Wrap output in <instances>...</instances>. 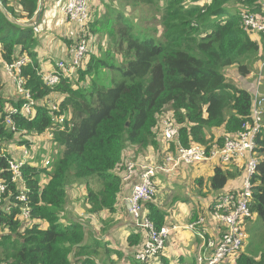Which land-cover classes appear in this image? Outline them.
Masks as SVG:
<instances>
[{"label": "trees", "instance_id": "1", "mask_svg": "<svg viewBox=\"0 0 264 264\" xmlns=\"http://www.w3.org/2000/svg\"><path fill=\"white\" fill-rule=\"evenodd\" d=\"M0 2V65L3 70L21 57L29 59L21 77L34 102L30 114L22 113L29 100L7 99L0 74V175L8 185L0 206V264H98V251L107 257L114 249L102 240L87 243L84 226L66 220L69 190L84 184L89 213L115 212L124 184L120 168L125 152L134 146L159 147L160 118L166 113L179 127V136L165 154L220 143L223 136L215 140L213 129L233 135L250 123L253 93L229 82L226 70L235 66L247 77L253 64L264 60L263 38L253 39L241 20L245 10L260 13L264 21V0H167L164 6L158 0H99L96 9L91 5L88 32L106 36L107 48L98 42L99 54L88 51L87 63L55 86L44 81L34 51L39 40L31 22L40 0ZM129 6L132 12L126 11ZM137 9L154 10L155 16L143 12L138 17ZM152 24L163 29L150 28ZM102 69L109 77L100 75ZM45 133L63 149L50 168L32 163L22 167L32 207L33 221L27 224L19 216V183L11 182L9 166V159L23 153L8 147H30L26 136ZM255 153L259 162L251 179L248 219L254 229L259 223L264 226V126ZM241 173L240 168L220 165L210 186L221 190ZM42 175L47 182L42 183ZM6 205H11L10 212ZM146 210L158 228L166 225V213L154 200L146 203ZM130 242L137 244L139 236L132 235ZM247 245L235 264H264V249L256 258ZM104 260L110 262L101 258L99 263Z\"/></svg>", "mask_w": 264, "mask_h": 264}, {"label": "built area", "instance_id": "2", "mask_svg": "<svg viewBox=\"0 0 264 264\" xmlns=\"http://www.w3.org/2000/svg\"><path fill=\"white\" fill-rule=\"evenodd\" d=\"M90 0H64L63 15L68 22L77 25L75 28V40L68 49L69 59H60L56 63L54 72L43 73V79L49 86L58 85L62 77H73L76 70L84 63L87 55L88 46V23L90 21ZM1 4V2H0ZM264 8V3H263ZM242 26L246 31L260 32L264 35V21L252 12H241ZM248 31V32H249ZM29 59L21 57L13 64H5V70L9 78L16 86L18 93L27 98L21 109L22 113L30 114L34 109L29 91L25 89V82L21 77V68ZM264 66V64H263ZM262 69L260 70L257 89L253 96V106L251 113V122L244 123L239 132L235 134H225L220 143L213 142L209 146L192 145L190 147H179L176 152L165 154L163 159L156 156L157 161L150 163H135L125 161L120 168V173L124 182H129L138 175L140 178L133 185L131 196L127 197L128 209L133 216L136 226L144 233V241L135 251V259L141 263H149L156 260L164 253L166 240L172 230H177L182 226L174 224L172 226H163L158 228L155 222L151 220L146 211V203L154 200L157 191L156 177L159 173H171L182 165L198 164L210 159H218L219 164L226 166L235 159L245 158L246 166L242 178V186L237 191L224 192L214 204V216L224 223V230L221 234L219 244L215 245L208 240V228L204 218H198L196 221L185 226V229L195 231L198 237L207 240L206 248L198 257V264H224L232 256H235L243 250L245 242V225L252 216L250 211V202L252 198V177L256 172L259 158L256 156V139L264 126V97L259 95V85L262 78ZM15 128L13 127V130ZM159 136L161 141H175L179 136V127L175 124L171 114L166 113L160 118ZM172 143H170L171 146ZM21 158L9 159L10 170L13 173L11 182H17L18 192L15 196L19 216L24 223L31 224L32 207L30 205L29 189L24 183L22 167L25 164L35 163V158L24 147ZM51 161L47 159L45 165L48 166ZM8 185L0 175V206L4 200V194L7 192ZM6 211H11V205H6Z\"/></svg>", "mask_w": 264, "mask_h": 264}, {"label": "crops", "instance_id": "3", "mask_svg": "<svg viewBox=\"0 0 264 264\" xmlns=\"http://www.w3.org/2000/svg\"><path fill=\"white\" fill-rule=\"evenodd\" d=\"M63 3L64 0H60L61 6H59L58 0H45L44 13L40 20V24L36 28V36L38 37L40 46L44 51H47V53L51 52L52 54H55L56 52L60 51L61 48V52L64 51V48L61 47V43L59 44L58 39H56V42H51L50 37L47 35V33H49L52 29H55L56 31L62 33L64 36L61 35V38L63 39H73L74 41L76 37V34L74 32L77 25L68 22L64 17L62 10ZM56 7L57 11L55 14L54 11ZM51 18H53L55 21L56 18H58V22L62 23V26H54L53 24V26L50 28L48 21L51 20ZM27 20L28 19H24V21ZM66 42L67 41H64V43L68 46L69 44L68 42ZM70 45L68 46V49ZM67 51L65 57L67 56ZM49 54L45 56V60L42 59V61L40 62L41 68L43 65V68L46 69L45 71L42 70V73L54 72L56 69L53 63V67H51V65H49L48 63H45L47 58L49 57L52 60V56H49ZM42 58H44V56H42ZM263 64V60L258 61L257 63L255 62L252 66L251 75L249 77L239 76L238 72H236V77L233 76L232 78H229L227 72L234 73V71L237 70V67L234 66L228 68L226 70L227 79L229 82L236 84L238 87H243L247 88L248 90H251V92L254 94L258 85L257 81L255 80V72H258L261 69L264 71ZM3 79L4 83L7 82L9 84L11 82L7 81L11 80L8 76L3 77ZM14 87L16 90L15 84ZM259 95H262V97H264V73L262 74L261 83L259 85ZM213 133L215 135V140L225 135L223 129H213ZM48 137H50L49 133L42 134L35 138V143L31 144H37L40 145L42 148H47L49 147L47 140ZM170 143L171 142H169V144ZM21 154L22 150H20V155ZM164 156L165 153L160 156V159H163ZM218 166H220L218 159H210L207 161L200 162L198 164L182 165L171 173H159L156 177V184L158 183L157 188L160 191V195L158 199L154 201L166 213L165 226H172L174 224H179L182 226L177 230L171 231L166 242V245L167 243L168 245L166 246V250L164 251V253L159 258L160 263L158 264H198V257L206 249L204 248V245H206L207 240L205 241L204 239L198 237L195 231L187 228L185 229L186 225L196 221L198 218H204L205 220L206 226L208 228L206 238H208V240H210L215 245L219 244L221 240V234L224 230V223L214 216V204L216 203V199L222 193L227 191H237L241 188L243 173L246 166V159L238 158L232 161L231 163L227 164L225 166L226 168H240L242 173L239 177L235 179H230L223 189L214 190L210 186V178L215 174V170ZM138 175H140V170H138ZM138 175L134 176L131 181L124 182L122 192L118 195L115 212L110 213L108 211H101L96 213L95 215H92V213H90L91 217H101L106 215L112 219L117 218L118 220L119 218L118 223L121 226L120 232H114L118 234V239L122 238L123 240L119 242L117 239L116 241L111 243L108 239H105L104 242H106L108 246L114 249L107 257L103 255L104 258H108L110 260V262L108 261L107 264H111V261H113V264H119V261L123 258H128L134 264H143L141 262H138L135 259L134 255L135 251L141 246L144 241V233L139 230L136 226V222L128 209L127 202V197L131 196L133 185L140 178ZM160 182L162 185H165L161 188V190ZM79 187L77 186L74 189L75 191L73 190V202L77 200L78 197H82L83 195V190H81ZM72 201L71 204H73L72 207L74 208L75 204H77L78 202L76 201L75 203H73ZM68 204L70 205V201L68 202ZM85 206H87L88 208L89 204L86 203ZM252 219L255 220L256 218L252 217ZM248 223L251 224L252 221L250 222V220H248L246 222L245 231L251 228L250 227L247 229ZM132 235L133 237L137 235L139 236V242L137 244L130 242V237ZM237 258L238 254L232 256L224 264H235ZM104 263L105 260L103 264Z\"/></svg>", "mask_w": 264, "mask_h": 264}, {"label": "rangeland", "instance_id": "4", "mask_svg": "<svg viewBox=\"0 0 264 264\" xmlns=\"http://www.w3.org/2000/svg\"><path fill=\"white\" fill-rule=\"evenodd\" d=\"M166 1L167 0H158L160 6H164ZM11 2L13 4L16 3L15 0H11ZM91 3H90V11H91V5H92L93 9L97 8V5H99V0H92ZM58 4H59V6H61L60 0H58ZM117 4H119L118 1H117ZM125 9H126L127 12H132L133 11L132 7H130V6L126 7ZM56 11H57V7L55 8V11H54L55 14H56ZM143 12H144L145 15L150 16L151 18H153V15L155 13L154 10L147 11V9L146 10H144V9H139L138 10L137 9V10H135L134 13L135 14L136 13L142 14ZM241 12H244V11H241ZM140 14H136V15L138 17H141ZM241 15H242V13H241ZM256 15L258 16L259 19H262L260 13H258ZM156 16H159V13H156ZM34 22H31V23L34 24ZM71 23H73V22H71ZM155 23L157 24V21ZM48 24H49L50 28L53 26V24H54V26L55 25L62 26V23L58 22V18H56V21L53 18H51V20L48 21ZM156 24H155V26H153V24H152V26L150 28H157L159 30L163 29L160 24L159 25H156ZM46 28H47V26H46ZM249 34L251 35V37L253 39H262L263 38V40H264V37H262V35H260V32H256V31L251 32V31H249ZM47 35L50 37L51 42L52 41L56 42V39H58L59 40L58 42H59V44L61 43V47L64 48V51L61 52L62 51V48H61V50L56 52L55 54H52L51 52H49L50 53L49 54V53H47V51H44L42 49V47L40 46V43H39V45H37L34 48V51L37 53V59H38L39 63L42 61V59L45 60V56L46 55H48V54H49V56L51 55L52 56V60H54V61H52L50 59V57H49V58H47L45 63H48L49 65H51V67H53V64L55 65L56 62H57L55 60L63 59L65 57V55H66V51H67L69 45L67 46L64 43V41H67L68 44H71L73 42V39L68 40L66 38L65 39L61 38V35L62 36H64V35L62 33H60L59 31H56L55 29H52L49 33H47ZM86 35L88 37H90V43L91 44H90L89 49H88L89 53H90V51L91 52L94 51V53H98L99 54L98 46H97L98 42H102V45H104V47L107 48L108 40H107L106 36H103V38H102V37L96 35V37H94V35H92L90 32H87ZM89 53L86 55L84 63H87V60L89 58L88 57ZM42 56H44V58H42ZM64 59H69L68 51H67V56ZM40 65H41V63H40ZM2 68H3L2 65H0V74H1V77L3 78V77H5L4 76L5 75L4 72H6V70H5V67H4L3 70H2ZM41 69L43 71L46 70V69L43 68V65H42ZM236 72H238V70H235L234 73L233 72H227L228 77L229 78H232L233 76L236 77L237 76ZM256 72H255V74H256L255 80L257 81V84H258L260 71H258L257 73ZM108 74L109 73H108L107 70H105V69L100 70V75H102V77H109ZM238 74H239V72H238ZM239 76H241V75L239 74ZM249 76H247V77H249ZM67 78H72V77H67ZM7 81H11V82L9 84L7 82L4 83L3 95L7 99L19 98L20 96H22L20 93H18L17 89L15 90L13 81L12 80H7ZM25 138L29 139L31 143H35V138H37V137L26 136ZM52 138H53L52 136L48 137L47 140H48V146L49 147H47V148H42L40 145H37V144H31L30 147L25 146V148L30 152V154H32L34 156L36 166H42V167L50 168L51 164L46 166L45 165V161L47 159H49L51 161V163H52L54 155H57V153H59V151H62V149H63L62 146H60V145L57 146L52 141ZM169 147H170V144L168 146H166V142L164 140L161 141L159 147H155V149H153L151 146L146 147V148L134 146L133 148H131L130 150L125 152L126 153L125 161H133L135 163L155 162V161H157L156 156L160 157L164 153L165 149L169 148ZM22 149L23 148H17V144L16 143L12 144L10 147H8V150L10 152H14L15 154L20 152V150H22ZM40 178H41L42 183L47 182V178H46L45 175H42ZM163 186H165V185H162L161 182H160V190H161V188ZM157 187H158V183H157ZM79 188L81 190H83V195H82V197H78V199L75 200L74 202L72 201V199H73V195H74L73 190L75 189V187H73V188H71L69 190L70 205L69 204L67 205L66 211L64 212V217L66 218V220H73V221L81 223L84 226V229L86 231V237L88 238L87 243H94L95 242L94 240L105 241V239H108L109 242H111V243L116 241L118 239V237H117L118 234H116V233L120 232V227H121L120 224L118 223L119 218H118V220H117V218L116 219H112V218H109L106 215L105 216H101V217H97V216H92L91 217V214L88 212L87 206H85V204L87 203L86 202V196H87L86 188H85L84 184L80 185ZM159 195H160V191L157 188L154 200H157ZM71 201L73 203H75L76 201L78 202L77 204H75L74 208L72 207L73 204H71ZM92 215H95V214H92ZM114 223H117V224H114ZM252 225H253L252 223L251 224L248 223L247 229L251 227L253 232H255V231L256 232L255 233H250V232H248V230L245 231L246 237H245L243 250L248 249V245L247 244H249L250 245L249 246V253H251L254 257L258 258L260 256L262 250L264 249V247H263L264 226H262L261 223H259L255 227L256 229H254V227H252ZM121 240H123V239L122 238L118 239L119 242H121ZM166 242H167V240H166ZM167 245H168V243H167ZM165 250H166V247H165ZM95 257H96V261L98 262V264H102V263H99V262H102L101 258L104 259L103 252L101 254L100 251H98V255H96ZM160 257L161 256H159L156 260H154L152 262L143 263V264H156V263L158 264V263H160L159 262V258ZM119 264H134V263H132L128 258H123V259H121L119 261Z\"/></svg>", "mask_w": 264, "mask_h": 264}, {"label": "water", "instance_id": "5", "mask_svg": "<svg viewBox=\"0 0 264 264\" xmlns=\"http://www.w3.org/2000/svg\"><path fill=\"white\" fill-rule=\"evenodd\" d=\"M43 6H44V0H40V8H39L38 14L36 16V20H35L34 24H31V25H33L35 27L38 26L40 19H41V16L43 14Z\"/></svg>", "mask_w": 264, "mask_h": 264}]
</instances>
